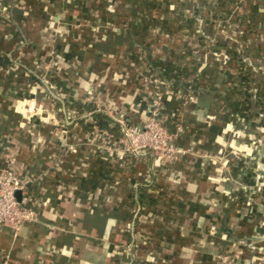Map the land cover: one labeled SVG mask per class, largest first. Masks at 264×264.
Listing matches in <instances>:
<instances>
[{"label": "crops", "instance_id": "obj_1", "mask_svg": "<svg viewBox=\"0 0 264 264\" xmlns=\"http://www.w3.org/2000/svg\"><path fill=\"white\" fill-rule=\"evenodd\" d=\"M157 93L173 164L64 113L137 124ZM0 144L36 211L0 229L13 264H264V0H0Z\"/></svg>", "mask_w": 264, "mask_h": 264}, {"label": "built area", "instance_id": "obj_2", "mask_svg": "<svg viewBox=\"0 0 264 264\" xmlns=\"http://www.w3.org/2000/svg\"><path fill=\"white\" fill-rule=\"evenodd\" d=\"M46 89L45 94L48 99L52 102L60 100V96L54 92L52 86H48ZM163 109L161 94L157 93L147 116L140 123L130 124L118 121V136L105 130L96 129L90 133L92 139H87V142L89 145L92 144L110 152H121L128 157L151 156L155 160L173 164L186 152L175 147L174 137L167 130L162 118ZM44 113L45 110L42 106L38 105L34 108V114H39L42 117ZM64 113L67 114L69 120L78 116L74 111L68 110ZM78 146V144L70 145L68 150L76 152ZM253 189L254 193H261L264 189V182H257ZM31 203L27 181L22 179L11 165L0 167V229L8 228L18 233L26 223L35 221L36 211ZM218 262L234 264L229 256H219ZM0 264H13L11 255L0 252Z\"/></svg>", "mask_w": 264, "mask_h": 264}, {"label": "trees", "instance_id": "obj_3", "mask_svg": "<svg viewBox=\"0 0 264 264\" xmlns=\"http://www.w3.org/2000/svg\"><path fill=\"white\" fill-rule=\"evenodd\" d=\"M244 82V78L242 79ZM47 102H52V100L48 99ZM55 102V101H53ZM58 104V101H56ZM67 109L70 111H74L78 114V116H84L85 114H90L89 118H81L79 123L82 124V127L89 131H93L96 129H101L112 133L114 136H118L119 134V127L118 125L105 113L98 112L94 109L93 105H83L81 103H72L69 104L66 102ZM91 120V121H90ZM146 189L140 190V197H139V204H140V211H143L145 206H152L154 203L153 199L149 198V195L146 194ZM147 243L138 244L139 248H145Z\"/></svg>", "mask_w": 264, "mask_h": 264}]
</instances>
